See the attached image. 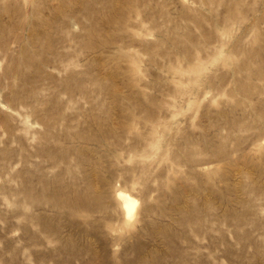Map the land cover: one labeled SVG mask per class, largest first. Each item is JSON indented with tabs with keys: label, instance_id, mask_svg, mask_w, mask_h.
Here are the masks:
<instances>
[{
	"label": "rangeland",
	"instance_id": "rangeland-1",
	"mask_svg": "<svg viewBox=\"0 0 264 264\" xmlns=\"http://www.w3.org/2000/svg\"><path fill=\"white\" fill-rule=\"evenodd\" d=\"M263 242L264 0H0V264Z\"/></svg>",
	"mask_w": 264,
	"mask_h": 264
},
{
	"label": "bare ground",
	"instance_id": "bare-ground-1",
	"mask_svg": "<svg viewBox=\"0 0 264 264\" xmlns=\"http://www.w3.org/2000/svg\"><path fill=\"white\" fill-rule=\"evenodd\" d=\"M257 156V155H256ZM258 157V156H257ZM256 160V159H255ZM100 179V178H99ZM96 188V187H95ZM86 190V189H85ZM87 192V191H86ZM93 192V190H92ZM102 193V192H101ZM92 196V195H91ZM98 197V196H97ZM126 198V203H125V207L127 209V212L129 215H132V212H133V208H134V203H132L131 199L126 195L125 196ZM79 199V198H77ZM82 202V201H81ZM256 240V239H255ZM256 242V241H255ZM264 243V242H263ZM263 258V257H262ZM262 260V259H261Z\"/></svg>",
	"mask_w": 264,
	"mask_h": 264
}]
</instances>
